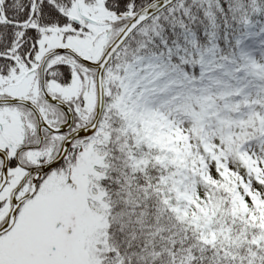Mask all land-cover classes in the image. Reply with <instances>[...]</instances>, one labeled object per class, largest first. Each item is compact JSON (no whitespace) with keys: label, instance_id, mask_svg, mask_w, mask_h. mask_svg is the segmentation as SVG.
I'll use <instances>...</instances> for the list:
<instances>
[{"label":"snow or ice","instance_id":"6c2138e0","mask_svg":"<svg viewBox=\"0 0 264 264\" xmlns=\"http://www.w3.org/2000/svg\"><path fill=\"white\" fill-rule=\"evenodd\" d=\"M0 264H264V0H0Z\"/></svg>","mask_w":264,"mask_h":264}]
</instances>
